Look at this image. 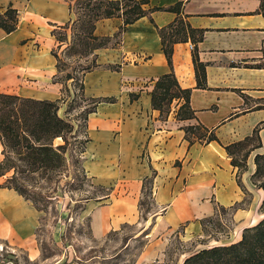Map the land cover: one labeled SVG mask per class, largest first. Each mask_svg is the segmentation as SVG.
I'll return each instance as SVG.
<instances>
[{"label":"crops","instance_id":"1","mask_svg":"<svg viewBox=\"0 0 264 264\" xmlns=\"http://www.w3.org/2000/svg\"><path fill=\"white\" fill-rule=\"evenodd\" d=\"M176 3L181 4L180 15L187 24L203 31L196 51L205 65L204 89L195 87L192 45L174 44L171 54L177 84L190 89L194 119L175 120L176 102L163 118L149 105L153 81L170 71L153 25L170 23L175 17L172 13H151L152 24L140 18L127 26L116 49L95 51L97 64H117L118 72L99 67L83 76L84 97L114 98L113 103L98 104L86 120L89 142L81 156L82 167L92 185L111 189L105 198L86 203L89 233L92 239H101L121 226L145 224L146 243L134 264H149L159 258L176 235L183 241L201 237L199 220L213 216L215 208L227 209L245 198L223 147L249 136L264 121V110L248 111L264 103V70L254 67L263 61L264 51L259 2L148 0L147 7L166 8ZM71 4L70 0H0V14L7 7L18 13L12 33L0 30V94L48 101L59 97L60 85L51 82L55 70L50 31L72 19ZM119 25L118 19L101 20L94 33L111 35ZM131 93L138 94L137 100L129 101ZM198 123L215 128L218 142L188 145L182 128ZM258 128L263 143L264 125ZM252 169L239 175L249 202L232 212L231 229L225 237L235 236L232 243L239 240L243 228L264 216L257 211L263 193L248 181ZM151 172L153 208L139 223L141 181ZM38 225L39 213L31 204L0 187V242L36 259Z\"/></svg>","mask_w":264,"mask_h":264},{"label":"trees","instance_id":"2","mask_svg":"<svg viewBox=\"0 0 264 264\" xmlns=\"http://www.w3.org/2000/svg\"><path fill=\"white\" fill-rule=\"evenodd\" d=\"M69 11L72 19L50 31L54 46L50 55L54 59L55 73L51 82L60 85L59 97L53 101L22 98L15 95L0 94V187L14 191L23 200L29 202L39 214L51 207V194L55 193L60 183V176L70 168V181L65 182L67 191L82 190L92 185L82 167V154L89 139L86 135L87 116L95 112L100 103H113L114 98H86L83 95V76L99 67L111 72H118L117 64H97L95 51L116 49L120 36L127 26L140 18H147L152 24L150 14L168 12L174 19L162 26L153 25L160 42V50L170 71L153 81L149 92V105L163 118L169 112L170 105H178L174 119L185 121L194 119V111L189 106L190 89H182L171 71V54L174 44L189 42L192 45L191 63L195 87L205 88V65L199 62L196 44L202 40L203 31L191 28L181 17L180 3L166 8L147 7L148 0H70ZM259 2L258 13L264 18V0ZM17 11L5 8L0 14V30L5 34L12 33L17 25ZM118 19L120 25L111 35H96L95 25L101 20ZM62 47V48H61ZM55 49L60 50L59 53ZM264 60V51H262ZM71 66H69L70 64ZM264 70V63L254 65ZM138 94H128L130 102L137 100ZM246 103V99L243 98ZM81 103H85L80 105ZM65 109L58 114L61 106ZM79 108L74 116L71 112ZM264 110V103L256 104L248 111ZM264 125V121L258 125ZM258 125L249 136L223 147L230 165L236 170L235 180L243 194L247 193L239 182V175L246 171L245 161L253 150L263 147L262 152L252 156L253 170L248 176L249 184L254 190H261L263 195L257 211L264 214V140L260 142ZM183 138L188 145L198 143L206 145L218 142L215 128L207 129L201 124L182 128ZM254 142V144H251ZM246 146L249 148L237 160ZM69 173V174H70ZM8 175V176H7ZM154 172L141 181L140 196L137 203L139 217L145 219L153 208L152 180ZM90 183V184H89ZM103 190L100 186H92ZM108 193L104 194L106 197ZM102 197V196H101ZM104 197V198H105ZM96 198H86L88 200ZM240 203L224 209H243ZM81 205L79 213L83 211ZM214 210L213 216L216 214ZM144 212L145 215H142ZM209 218V217H208ZM40 220V216H39ZM201 230L203 219L198 221ZM37 231V229L35 230ZM36 233V232H35ZM41 254L44 249L39 247ZM181 264H264V216L255 224L243 228L240 238L228 245L212 246L200 249Z\"/></svg>","mask_w":264,"mask_h":264},{"label":"rangeland","instance_id":"3","mask_svg":"<svg viewBox=\"0 0 264 264\" xmlns=\"http://www.w3.org/2000/svg\"><path fill=\"white\" fill-rule=\"evenodd\" d=\"M60 50L55 49V52L59 53ZM71 62L69 66L72 65ZM261 63H264V60ZM83 104L85 103H81L80 105ZM64 109L65 107L62 105L58 114L62 115ZM79 111V108L74 109L71 114L74 116ZM260 142L262 143L261 139ZM251 144H254V142ZM248 148L249 146H246L238 155H235V158L237 160L240 159V156ZM262 151L263 147L253 150L249 154L245 161L246 171L249 167L253 166V154ZM69 173L70 168L67 173H63L60 176L58 189L55 193L51 194V207L47 209V212L39 214L40 220L34 239L37 249L42 247L44 253L41 254L39 250L38 257L30 260L25 255L24 250L13 249L0 242V264L135 263L137 256L146 243L143 235L148 231V227H145V224L137 226L125 225L121 226L118 230L109 231L101 239H92L89 233L88 215L84 212V209L81 213L78 210L81 205L85 208L86 203L95 201V199H92L84 203L86 198L99 199L101 196L105 197L104 194L108 193L107 190L109 188L102 187L103 190L99 191L95 187H92L93 185H86L82 190L67 191L64 183L71 180V173ZM244 200L246 204L243 203V208L247 206L249 196L246 195ZM215 209L217 211L214 216L203 218L201 237L183 241L176 235V237L169 239L166 243V247L161 253L162 255L149 264H181L186 257L200 250V247L208 248L220 246V243H232L231 241L235 240V236L231 235L230 239H225L228 231L231 229L232 211ZM142 215H145L144 212ZM145 219L139 217V223ZM179 231L180 228L176 232Z\"/></svg>","mask_w":264,"mask_h":264}]
</instances>
